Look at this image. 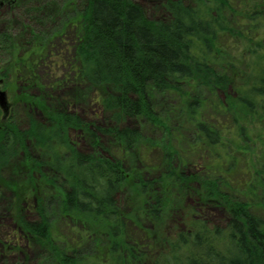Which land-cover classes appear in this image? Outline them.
Returning a JSON list of instances; mask_svg holds the SVG:
<instances>
[{
    "label": "trees",
    "instance_id": "obj_1",
    "mask_svg": "<svg viewBox=\"0 0 264 264\" xmlns=\"http://www.w3.org/2000/svg\"><path fill=\"white\" fill-rule=\"evenodd\" d=\"M64 10L66 66L99 118L28 96L0 132V193L20 189L11 215L38 264H264V0H51L44 17ZM16 23L2 62L28 79L52 37L29 48L37 27Z\"/></svg>",
    "mask_w": 264,
    "mask_h": 264
},
{
    "label": "rangeland",
    "instance_id": "obj_2",
    "mask_svg": "<svg viewBox=\"0 0 264 264\" xmlns=\"http://www.w3.org/2000/svg\"><path fill=\"white\" fill-rule=\"evenodd\" d=\"M42 1L43 3H41ZM42 1L34 0L29 2V19L33 21L34 26L37 27L35 28L37 36L33 39H29V48L32 47V45H35L37 39L42 38V34H44L43 32H47L46 34H50L52 37V44L49 45L51 46L50 52L47 51L41 58L32 57L29 60L28 66L31 67V74L28 76V79H19L20 75H17L15 69L16 65L11 67L8 62H0V68L3 71L6 70V72L9 73L16 72V74L11 78L9 77L6 80L5 85H3V90L8 92V99L13 106L11 113L16 112L20 114V116H23L26 112H33L26 103V97L28 96H34L36 98L46 96L49 100L51 95L54 96V98L65 100L67 103L70 102V110L77 112L85 119L95 120L99 118L100 108L97 104L94 91L75 83L66 66L67 62L72 59L75 44L74 32L76 30L66 27V23L72 18L70 16H72L73 13L64 10L60 13V17L57 16L60 19L56 17L57 19L55 18L53 21L47 20L44 17V8L51 0ZM58 1L61 5H65L66 0ZM135 1L151 6L160 0ZM43 22L44 25H41L40 23ZM26 24L29 26V23ZM5 25H7V21L2 22L0 28ZM18 33L19 30L17 29L15 34L18 36ZM229 52H231V61H229V63L236 65V70L242 69V72L237 74L236 79L239 80L244 76L246 80L247 75L249 74L248 71H250L249 66H246V62L249 61L252 52L251 55H249V52L242 51V46L239 44L233 45ZM241 58L242 60L245 58L248 60H244V63L239 64V59ZM257 129L261 130L260 127H257ZM253 148H255L256 151L249 153V155L246 154L248 156L247 161L241 159L246 168L254 166L255 164L252 159L255 158L258 146L254 145L252 149ZM13 178L14 177H12V179ZM19 181L20 180H16L15 183H19ZM16 189L20 190L18 188L14 189L13 187L11 189H5L6 191L0 193V264H38L37 249L30 246L29 242L19 234L17 223L14 220L13 215H11L14 199L13 195L10 194V191ZM190 201L192 203L187 201V206H195L194 200L191 199ZM21 207L23 208L22 210L25 209L23 204ZM24 213L29 214L26 209ZM201 213L202 218L209 220V217H207L203 210ZM208 214H211L214 222L222 221L224 219V213L221 210H210L208 211ZM175 226L179 227L181 230L184 229V223H182V221L172 219L170 222V228H174Z\"/></svg>",
    "mask_w": 264,
    "mask_h": 264
},
{
    "label": "flooded vegetation",
    "instance_id": "obj_3",
    "mask_svg": "<svg viewBox=\"0 0 264 264\" xmlns=\"http://www.w3.org/2000/svg\"><path fill=\"white\" fill-rule=\"evenodd\" d=\"M31 0H0V24L2 22H12V31L21 30L22 25L17 24V21L24 20L25 24L29 23V2ZM28 18V20H27ZM8 26H2L0 28V62L7 60L9 54L3 50V48H7V46L3 43L2 37L3 34L8 30ZM24 30H29L28 27H24ZM11 46V45H10ZM12 48V47H11ZM27 64H29L27 62ZM6 70H2L0 68V89L3 90V85H5L6 80L8 79L6 76ZM16 73H10L8 74V77H12ZM5 91V90H3ZM7 92V91H6ZM8 95V92H7ZM10 102V101H9ZM11 104V111L13 109L12 103ZM1 111V110H0ZM11 111L9 116L6 119H2V113L0 112V132L3 129V126L5 125L7 119L11 116Z\"/></svg>",
    "mask_w": 264,
    "mask_h": 264
},
{
    "label": "water",
    "instance_id": "obj_4",
    "mask_svg": "<svg viewBox=\"0 0 264 264\" xmlns=\"http://www.w3.org/2000/svg\"><path fill=\"white\" fill-rule=\"evenodd\" d=\"M0 110L2 113V119H6L11 111V104L7 92L3 90H0Z\"/></svg>",
    "mask_w": 264,
    "mask_h": 264
}]
</instances>
